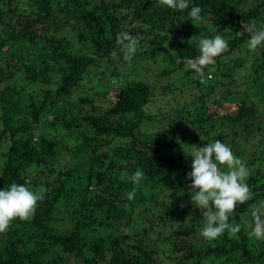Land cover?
I'll return each instance as SVG.
<instances>
[{
  "label": "trees",
  "instance_id": "16d2710c",
  "mask_svg": "<svg viewBox=\"0 0 264 264\" xmlns=\"http://www.w3.org/2000/svg\"><path fill=\"white\" fill-rule=\"evenodd\" d=\"M242 1L189 0L187 9L173 10L161 0H0L1 175L9 181L7 187L26 184L43 196L34 212L42 240L34 245L35 235L16 238V228H9L0 234V264H61L53 263L50 255V246L56 241L86 264H100L106 254L111 256L107 264H151L157 245L149 249L137 239V232L125 231L135 227L137 207L144 208L148 219L158 226L194 217L190 218L193 226L184 232L173 230L160 240L169 241L192 264H201L211 253L229 255L232 263L264 264V241L250 238L241 218L236 223L241 225L239 238L228 236L230 246L213 244L206 249L205 242L178 243L173 239L188 232L199 235L204 219L202 213L190 214L184 196L190 189L187 179L192 163L181 148L187 143L177 136L182 126L173 128L176 134L140 133L147 122L143 107L153 91L150 82L129 80L105 109L97 107L95 101L96 95H107V89H98L93 96L73 95L97 62L109 65L125 61L126 49L118 42L120 33L127 32L136 41L135 53L125 62H157L161 52L173 48L170 60L176 64L167 73L186 68L188 58L195 61L199 57V38L220 34L228 43L223 54L242 52L244 57L226 61V57L217 56L215 63L203 66V71L214 69L216 76L211 73L212 78H207V72L187 68L192 83L198 87L208 83L198 95L200 104L192 101L174 113L180 117L185 112L182 119L190 118L195 129L192 138L203 135L213 142L226 143L231 137L255 141L264 131V95L257 93L259 84L264 89V47L249 50L247 41L253 24L257 29L264 25V0L249 7L240 6ZM197 5L202 18L192 22L188 10ZM79 30L78 39L67 40ZM249 61L248 79L254 93L248 90L240 92L242 97L229 99L235 94L230 89L233 79L224 78L236 76ZM42 63L44 70L39 65ZM113 76L119 78L118 71L113 70ZM202 76L207 79L202 81ZM39 82L50 86L32 91ZM255 96H261L258 102ZM192 104H196L194 110L190 109ZM241 122L243 129L238 127ZM53 129L59 131L55 136ZM217 129L220 133L214 135ZM260 140L264 145V136ZM137 170L143 173L139 184L131 179ZM246 180L252 193L248 203L264 202L262 166ZM129 193H134L131 200ZM44 205H59L61 219H74L75 228L53 231ZM98 225L109 227L110 233L94 236L93 246L100 254L96 259L84 247L86 234Z\"/></svg>",
  "mask_w": 264,
  "mask_h": 264
},
{
  "label": "rangeland",
  "instance_id": "374dc122",
  "mask_svg": "<svg viewBox=\"0 0 264 264\" xmlns=\"http://www.w3.org/2000/svg\"><path fill=\"white\" fill-rule=\"evenodd\" d=\"M259 0H243L240 3V6L244 4L246 7L253 6L254 4L258 3ZM264 19V18H263ZM264 27V25H262ZM81 31H74L71 34H69L67 40H75L80 37ZM152 36H150L151 38ZM199 38L197 40L199 44ZM161 42H159V45ZM151 47V46H150ZM225 50L219 55V57H226V61L232 58V60L236 59L237 57H244V53L238 52L233 55H225ZM174 54V49L172 48L170 51H164L161 52L157 58L158 61L154 62L153 60L147 59L146 61L139 62L138 59L131 61L128 60V62L117 60V62L110 63L109 65H104L101 61L97 62L95 65L91 66L88 70L86 76L83 78L82 81H80V86L77 88L73 95L74 98H78L81 95H89L93 96L96 94V90L98 89H107L109 92L107 95L105 94H99L97 96V100L95 101L97 107L101 109H105L109 106H111L115 101V96L117 91L120 89L121 85H124L129 80H144L147 82H150L153 88V91L150 94L149 101L146 103V105L143 107L146 120L147 122L142 125V128H140V133L144 134L146 133H156V132H162V131H170L176 134V131L173 129H177V125L182 126V129L179 130L177 133L178 138L180 137L185 141L187 144H183L181 146L182 150L190 152V150L194 147H202L207 145L209 142H213L210 140V138H207L206 136L200 135L199 138H192V132H195L194 127H192L190 124V118L185 117L182 119L183 114L179 117L178 113L174 111L176 109H181L183 106L191 103L192 101H196L197 104H200L198 101V95H200L204 89L205 85L208 83H203L201 87H198L195 83H192V76L189 77L186 75V69L189 68L187 65L184 69H178V71L167 73V69H172L173 64L170 60L171 57ZM42 69H46V66L44 67V63L39 64ZM252 68V61L248 62L245 66L240 68L236 76L228 75L224 79L229 80L232 78V85L230 89H232V92L235 94L233 96H230L229 99H234V97H242V93L240 92H247L248 90L251 93H254L255 88L253 86L252 80L250 81L248 78L250 77V70ZM113 70L118 71V76H113ZM202 72H207L206 74L213 73L214 77L216 76L214 69H208ZM205 74V76H206ZM39 79L45 80L42 77ZM34 84V88H32V91L37 92L39 88H41L43 85L46 84ZM49 85V84H46ZM50 86V85H49ZM48 87V86H47ZM240 89L238 92L237 89ZM257 93L261 96L264 95V89H261L260 84L258 85ZM260 96V97H261ZM260 97H256L255 99L258 102ZM193 103V102H192ZM209 103H212V100L209 101ZM262 101H260V104ZM196 107V104H192L190 109L194 110ZM62 110V109H61ZM149 118H153L149 119ZM150 120V121H149ZM239 129H243L244 123L241 122L239 124ZM218 131V132H217ZM220 130H216L213 132V134H218ZM51 132V130H50ZM59 131H56L53 129L51 133H53L52 136L57 135ZM257 136H260L255 141H252L251 139H245L242 137H236L234 139L229 138V140L225 143L228 145L234 154L241 159V161L247 166L249 170V175L252 171H254L255 168H258L262 166V169H264V164H260V160L262 162L264 161V145L261 144V140L264 136V131L262 134H259ZM179 138V139H180ZM193 139V142L191 140ZM222 141V140H221ZM234 141V142H233ZM223 142V141H222ZM224 143V142H223ZM186 152V153H187ZM237 152V153H236ZM105 154V153H104ZM187 157L189 159V162L192 163V160L194 157L187 154ZM258 158L260 160H258ZM1 163V158H0ZM255 163V164H253ZM190 169L192 170V164L190 165ZM248 175V176H249ZM187 186L190 185V180L187 179ZM8 180L5 178H2L1 175V166H0V189L7 187ZM247 182V180H246ZM185 198L189 201L190 204V214H201V210L196 208L193 202L191 201V191L188 189V191L184 194ZM169 199V198H166ZM259 204H249L248 201L244 204H238L236 208L234 209V213L232 216H230L231 221L237 223L239 221V218L242 219V221L245 223L244 230L250 231L253 224L254 219L252 217V210L254 207H256ZM132 210V207H130ZM44 211L45 215L49 224V227L55 231H70L71 228H75V221H63L60 216H63L61 213V207L59 205H55L53 207H48L44 205ZM135 217L133 218V222L135 227L134 228H125V231L128 233H132V231L137 232L138 236L137 239L140 240L141 244L149 247V249H153L154 245H157L158 252L154 255V259L151 264H192L190 260H186L184 256L181 254V252L177 251L173 247L170 246L168 243L169 241L160 243V240L166 239L170 235V232L173 230H179L180 232H184L187 227L193 226L194 222L190 218H194L192 216H188L190 218H184V219H172L171 221H168V224L166 223V226H158L153 225L152 222L148 219V216H146L145 209H139V207L135 208ZM35 213L28 219V220H20L19 218L13 220L10 227L16 228L14 229V235L16 238H31L33 235H35L34 239V245L37 241L42 240L41 237V226L37 222L36 219H34ZM66 215V214H65ZM73 217V216H72ZM129 220V219H128ZM200 224V223H199ZM204 223L200 226L203 227ZM199 225L195 228L197 229ZM41 229V230H40ZM162 232V235L159 233ZM5 233V232H2ZM110 233L109 227H103L102 225H98L95 228V231L89 234H86V244H85V251L87 254H90L92 257H95L96 259H99V253L94 248V236L97 234H108ZM249 233V232H248ZM1 234V233H0ZM228 236L233 238H239L238 234L232 235L228 231H225V233L217 238L214 241H207L205 240L200 234H194L189 233L188 234H182L179 238L173 237L174 240H177L178 243H181L183 240H185L187 243L191 242L192 240L199 242H205L206 243V249H208V245H220V244H227L228 246L231 245V243L228 242ZM249 236V235H248ZM254 239V238H252ZM47 244L49 243V240L46 241ZM195 243V242H194ZM202 244L201 246L205 245ZM50 255L52 262H60L61 264H86L78 255L76 254H70L67 253L64 245L60 242L56 241L54 244H51L50 246ZM141 254V253H137ZM40 253L38 254V256ZM229 255H217L214 253H211L209 256H206L205 259L202 261L201 264H242V263H232V259L230 260ZM57 258H59L57 260ZM111 260L110 254H106V256L102 257V262L100 264H107ZM43 262V261H42ZM143 264H149L147 262H143Z\"/></svg>",
  "mask_w": 264,
  "mask_h": 264
},
{
  "label": "clouds",
  "instance_id": "9594fccd",
  "mask_svg": "<svg viewBox=\"0 0 264 264\" xmlns=\"http://www.w3.org/2000/svg\"><path fill=\"white\" fill-rule=\"evenodd\" d=\"M161 3L173 10H184L188 8L189 0H161ZM201 11L198 5L188 10L192 22L202 18ZM249 31L251 35L247 41L248 49L257 50L264 47V27L257 29L253 24ZM118 42L124 44L125 59H130L136 51L135 38L124 32L118 34ZM198 47L199 57L195 61L188 58L186 63L195 72L200 73L203 66L215 63V58L228 47V43L222 35L217 34L200 39ZM187 154L194 157L192 170L188 173L191 201L201 210L204 219L200 235L207 241H214L225 231L232 235L237 234L241 225L230 222V216L238 204L252 199V193L246 183L249 175L247 166L220 140L209 142L202 147H194ZM142 178L143 173L139 170L131 177L136 184H139ZM133 198L134 193H129L128 199ZM42 199L43 196L39 192L26 184L12 183L0 189V233L7 231L17 218L28 220L34 214L38 201ZM252 217L254 224L248 235L250 238L264 241V202L253 208Z\"/></svg>",
  "mask_w": 264,
  "mask_h": 264
},
{
  "label": "built area",
  "instance_id": "2783aa9c",
  "mask_svg": "<svg viewBox=\"0 0 264 264\" xmlns=\"http://www.w3.org/2000/svg\"><path fill=\"white\" fill-rule=\"evenodd\" d=\"M208 77H209V78L212 77V74H209ZM208 77H207V78H208ZM207 78L204 76V77H202V80H206Z\"/></svg>",
  "mask_w": 264,
  "mask_h": 264
}]
</instances>
